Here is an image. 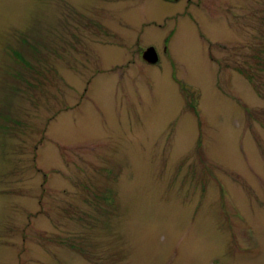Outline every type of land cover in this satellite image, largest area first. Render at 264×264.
I'll return each mask as SVG.
<instances>
[{"label": "rangeland", "instance_id": "rangeland-1", "mask_svg": "<svg viewBox=\"0 0 264 264\" xmlns=\"http://www.w3.org/2000/svg\"><path fill=\"white\" fill-rule=\"evenodd\" d=\"M155 9L0 0V264H264V0Z\"/></svg>", "mask_w": 264, "mask_h": 264}, {"label": "flooded vegetation", "instance_id": "flooded-vegetation-1", "mask_svg": "<svg viewBox=\"0 0 264 264\" xmlns=\"http://www.w3.org/2000/svg\"><path fill=\"white\" fill-rule=\"evenodd\" d=\"M230 0H151L156 5V11L168 13V9H176L170 10L168 14H224V11H220L219 13L213 12L214 8L219 9L220 5L229 2ZM164 5H169L168 7L160 8ZM177 5V6H173ZM199 8L201 13L191 12L193 9ZM190 10V11H189Z\"/></svg>", "mask_w": 264, "mask_h": 264}, {"label": "water", "instance_id": "water-1", "mask_svg": "<svg viewBox=\"0 0 264 264\" xmlns=\"http://www.w3.org/2000/svg\"><path fill=\"white\" fill-rule=\"evenodd\" d=\"M142 59H143L144 62H146L149 65H154L158 61L157 54H156L155 50L152 47L146 49L142 53Z\"/></svg>", "mask_w": 264, "mask_h": 264}]
</instances>
